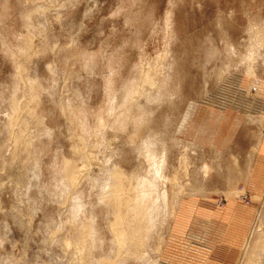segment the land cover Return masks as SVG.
I'll list each match as a JSON object with an SVG mask.
<instances>
[{
  "label": "rangeland",
  "instance_id": "1",
  "mask_svg": "<svg viewBox=\"0 0 264 264\" xmlns=\"http://www.w3.org/2000/svg\"><path fill=\"white\" fill-rule=\"evenodd\" d=\"M38 5L43 11L32 15L33 27L28 28L24 14ZM133 12L138 13V23L143 24L140 48L134 45L137 26L126 22ZM169 14L174 36L168 41ZM251 31L261 36L262 42L252 38ZM27 35L32 37V44L28 54L21 55L17 45ZM0 39V264H99V257L81 261L75 248L63 246L65 240L74 242L68 218L76 190L71 188L62 198L55 197L52 184L56 166L52 168L50 164L55 156L59 160L63 156L78 167L86 166L82 155L72 151L82 132L73 129L71 113L68 109L64 113L60 107L83 105L93 125L95 113L107 103L106 78L112 71L108 58L113 53L122 56L116 64V88H122L133 74L143 82V76L152 72L153 82L144 81L141 91L153 93V97L157 95L153 83L160 78H154L155 74L160 70L156 76L161 75L164 62L178 58L176 70L183 75L179 84L187 102L182 96L175 99L176 105L182 103L177 107L178 112L183 111L179 121L190 105L195 108L185 129L177 131L176 137L207 148L232 146L235 151L252 152L258 128L252 125L242 131L237 114L223 111L231 103L234 107L241 99L252 100L254 96L257 120L264 116V0H0ZM227 39L235 46V56L227 52ZM2 41L16 56L5 49ZM252 46L257 57L258 80L244 75ZM82 54L97 55L94 71L85 67ZM20 65L26 68L21 69L23 80L17 79ZM28 79L45 86L36 117L31 118L27 112L33 104L25 88ZM254 80L257 87H252ZM15 83L21 88L15 95L22 105L20 116H28L22 137L29 136L28 140L39 145L49 140L47 128L54 131L51 149L45 155L30 157L24 151L20 153L21 145L17 155L13 154L12 137L4 126ZM106 135L109 144H97L96 148L95 139H91L82 145V152L93 161L96 156L104 161L111 149L116 148L133 156L125 133L121 139H114L108 129ZM178 152L176 149L174 153L175 165ZM263 155L264 147L256 154L248 178L232 184L233 191H244L249 196L248 205L225 190L216 177H211L203 194L182 198L166 232L159 264H264L263 241L258 243L257 255L252 259L245 257L257 234H264L263 170L260 181H251L259 173L257 157ZM40 163L42 169L35 175ZM99 168L91 166L87 177H104V170ZM138 168L135 159L123 165L128 175ZM81 187L82 182L78 188ZM111 253L110 257L116 261L118 257ZM99 255L103 256L97 252Z\"/></svg>",
  "mask_w": 264,
  "mask_h": 264
},
{
  "label": "bare ground",
  "instance_id": "2",
  "mask_svg": "<svg viewBox=\"0 0 264 264\" xmlns=\"http://www.w3.org/2000/svg\"><path fill=\"white\" fill-rule=\"evenodd\" d=\"M42 11L43 7L39 6L24 14L23 18L28 28L33 27L32 15ZM138 17V13L133 12V17H126V22L137 26L134 45L140 48L142 39L139 35L143 24L138 23ZM172 20L169 14L166 22V26L170 27L168 41L174 36ZM257 35L251 31L252 38L255 37L254 39L258 43L262 42V37ZM31 39L30 35L21 38L17 45L19 54H28L32 44ZM2 43L12 56L15 55L6 41H2ZM226 46L230 56H235L236 50L231 40H226ZM248 51L244 75L247 78L258 80L260 78L257 72L255 49L252 46V50ZM82 56L85 67L94 71L97 55L82 54ZM121 59L122 56H117L114 53L108 58V64L112 71L106 78L107 103L95 113L93 125L91 116L83 105L75 107L69 104H67L69 106L61 105L60 108L64 110V113L67 112V109L71 113L72 120H74L73 129L82 132L79 144L74 146L72 151L77 155H82L87 164L78 167L63 156L60 160L58 156H55L50 164L52 168L56 166L55 182L52 184L55 190L52 189V192L55 197L62 198L67 190L71 188L76 190L73 202L70 203L71 217L68 218L71 220L70 230L73 231L74 242L65 240L63 246L68 249L75 248L79 260H93L95 257H99V264H159L161 249L166 241V232L171 228L184 196L203 194L211 177H216L220 185L230 191V194H238V191L232 190L235 188L234 186L232 188L233 182L248 178L256 154L264 147V116L261 121L257 120L255 108L257 98L254 96H252V100L241 99L240 103L234 107L231 103L226 106V108L229 106L228 110L223 111L225 114L229 112L237 114L236 118L242 125V131L252 125L258 128L253 137L252 152L249 154L242 150L235 151L232 146L226 149L207 148L202 144L180 140L176 137V132L185 129V123H188L195 106L190 105L191 107L184 115L182 114L183 119L179 121L183 111L180 113V109H182L180 108L178 112L177 107L179 105L181 107L182 103L180 101L181 104L176 105L175 99L183 95V88L179 84L183 75L176 70L178 58L164 62V66H161L163 71L160 76H156L160 70L155 72L156 74L154 73L155 76L152 74L154 78L160 77L156 78L158 82L153 83L157 86V89L155 87L157 95L154 97L151 96L153 93L149 95L144 94L145 90L141 91L142 83L150 82L152 72L143 76V82L133 74L125 81L122 88H116L115 84L118 79L116 64ZM21 65L17 67V79L23 80L24 73L21 69L25 65L22 68ZM161 65H163V61H161ZM159 68L157 67V69ZM255 80L252 87H257ZM151 81L153 82V79ZM25 88L33 104L27 113L29 118L36 117V107L41 94L45 91V86L28 79ZM20 90V85L15 83L12 87V96L9 97V111L4 126L12 137L13 154L15 155L18 153L17 151L21 150L20 153L24 151L30 157L37 154L45 155L51 149L50 139L53 137L54 131L47 128L46 136L49 140L43 141L39 145L33 140H28L29 136L22 137L28 124V116H25L26 118L20 116L22 105L15 97ZM183 96L182 100L184 101ZM41 127H43L42 124ZM108 129H111L114 139H121L122 134H126L125 139L132 148L133 156L126 154L127 152H123L121 148H116L111 149V154L107 158L105 157L104 161H100L97 156L94 157L96 161H93L86 153L82 152V145L85 142L93 141L91 139H95V146L107 143ZM2 133L6 135L4 129ZM18 147H20L19 150ZM176 149L179 150L180 156L175 165L173 158L175 159ZM128 152L130 153V150ZM134 159L138 161L139 168L133 174L128 175L123 169V165ZM93 165L104 170V177L92 178V175L87 177L91 174L88 172ZM37 168L35 175H38V171L42 169L41 163ZM85 180H87L86 185L84 184ZM81 182L82 187L78 188ZM260 241L264 242L263 233L257 234L252 242V248L245 253L246 258L252 259L253 255L258 254ZM97 252L103 256H97ZM111 252L118 257L116 261L110 257Z\"/></svg>",
  "mask_w": 264,
  "mask_h": 264
},
{
  "label": "crops",
  "instance_id": "3",
  "mask_svg": "<svg viewBox=\"0 0 264 264\" xmlns=\"http://www.w3.org/2000/svg\"><path fill=\"white\" fill-rule=\"evenodd\" d=\"M259 160H258V162H259V173L254 177V176H252V178H251V181L253 182H258V181H260L261 180V178H260V174H261V171L263 170V172H264V163H263V160H264V155L263 156H259V157H257Z\"/></svg>",
  "mask_w": 264,
  "mask_h": 264
},
{
  "label": "built area",
  "instance_id": "4",
  "mask_svg": "<svg viewBox=\"0 0 264 264\" xmlns=\"http://www.w3.org/2000/svg\"><path fill=\"white\" fill-rule=\"evenodd\" d=\"M238 199H242L243 202L248 205L250 203L249 196L244 191H238V194L236 196Z\"/></svg>",
  "mask_w": 264,
  "mask_h": 264
}]
</instances>
